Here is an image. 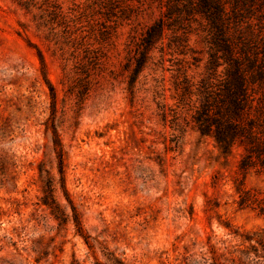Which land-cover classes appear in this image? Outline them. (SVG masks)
Wrapping results in <instances>:
<instances>
[{
  "label": "rangeland",
  "instance_id": "374dc122",
  "mask_svg": "<svg viewBox=\"0 0 264 264\" xmlns=\"http://www.w3.org/2000/svg\"><path fill=\"white\" fill-rule=\"evenodd\" d=\"M225 1L228 42L258 69L264 0ZM183 3L0 0V264H264V215L236 191L264 195V167L241 170L243 148L191 117L229 54Z\"/></svg>",
  "mask_w": 264,
  "mask_h": 264
},
{
  "label": "trees",
  "instance_id": "16d2710c",
  "mask_svg": "<svg viewBox=\"0 0 264 264\" xmlns=\"http://www.w3.org/2000/svg\"><path fill=\"white\" fill-rule=\"evenodd\" d=\"M167 1L170 3L172 0ZM226 4L225 0H184L183 3V10L187 15H193L197 8L204 13L211 29L215 30V34L223 41L222 50L229 54V66L225 68L223 77L201 83L197 92L202 99L198 107H193L191 117L199 133L211 135L224 152L230 151L236 144L243 148L241 170L253 164L264 167V95L255 96L256 88L262 89L264 86V70L261 69L264 68V59L258 69L253 70L255 66L252 63L247 66L243 62L245 57L237 56L232 42H228L226 30L222 27L225 16L228 15ZM240 23L238 21L235 25L240 27ZM163 27L164 20L160 19L147 29L142 40L143 50L152 44L154 37L162 32ZM215 55L216 52L210 55L211 64L215 63ZM145 57L146 53L142 51L136 58L132 82L145 62ZM53 134L62 173V150L55 130ZM236 191L239 206H252L264 215V195L261 192L247 189L243 183ZM74 221L76 226L79 225L75 214Z\"/></svg>",
  "mask_w": 264,
  "mask_h": 264
}]
</instances>
